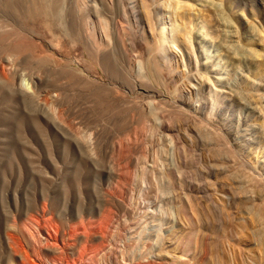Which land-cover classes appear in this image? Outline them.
Segmentation results:
<instances>
[{"label":"rangeland","instance_id":"374dc122","mask_svg":"<svg viewBox=\"0 0 264 264\" xmlns=\"http://www.w3.org/2000/svg\"><path fill=\"white\" fill-rule=\"evenodd\" d=\"M0 264H264V0H0Z\"/></svg>","mask_w":264,"mask_h":264},{"label":"bare ground","instance_id":"6f19581e","mask_svg":"<svg viewBox=\"0 0 264 264\" xmlns=\"http://www.w3.org/2000/svg\"><path fill=\"white\" fill-rule=\"evenodd\" d=\"M14 1V0H13ZM23 1V0H22ZM4 3V2H3ZM30 3V2H29ZM18 5H20V4H18ZM21 6V5H20ZM30 6V5H29ZM23 8V7H22ZM17 9H19V8H17Z\"/></svg>","mask_w":264,"mask_h":264}]
</instances>
